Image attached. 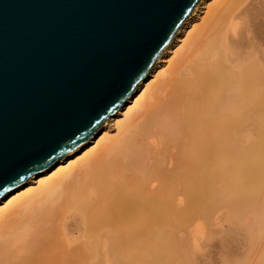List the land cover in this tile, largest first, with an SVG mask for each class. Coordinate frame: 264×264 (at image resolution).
<instances>
[{
    "label": "bare ground",
    "instance_id": "6f19581e",
    "mask_svg": "<svg viewBox=\"0 0 264 264\" xmlns=\"http://www.w3.org/2000/svg\"><path fill=\"white\" fill-rule=\"evenodd\" d=\"M236 2L201 0L87 145L0 200V264H110L145 246H154L155 264H180L178 232L206 222L223 200L263 197L264 141L236 147L255 104L264 110L263 63L239 65L228 43Z\"/></svg>",
    "mask_w": 264,
    "mask_h": 264
},
{
    "label": "water",
    "instance_id": "95a60500",
    "mask_svg": "<svg viewBox=\"0 0 264 264\" xmlns=\"http://www.w3.org/2000/svg\"><path fill=\"white\" fill-rule=\"evenodd\" d=\"M201 0H0V200L94 138Z\"/></svg>",
    "mask_w": 264,
    "mask_h": 264
},
{
    "label": "rangeland",
    "instance_id": "374dc122",
    "mask_svg": "<svg viewBox=\"0 0 264 264\" xmlns=\"http://www.w3.org/2000/svg\"><path fill=\"white\" fill-rule=\"evenodd\" d=\"M244 1L245 0H238V2L234 4L233 20L231 22L233 26L231 25L230 27L231 29L229 28L228 30V39H229L228 43L231 46L232 54L235 55L233 57L235 58V60L238 61L239 65H248V64L252 65V62L254 63V61H258L259 63L262 62L264 66V0H246L245 3ZM204 16H205V13L204 15L202 14L201 17H199V19H201L198 22L199 24L202 22V19ZM232 31L234 33H231ZM254 56L256 58H254ZM239 57L241 59H239ZM260 107L261 106L255 104L254 108H255V111L257 112V115L255 116L253 120L252 129L250 131L244 132V133H247V136L246 134L242 133L240 134V136H237L238 138H236V147L237 149H239L240 152L245 151L244 149L246 150L253 149L256 147V145L258 146L260 141L262 140L264 141V136L262 137V134H264V110H260L261 109ZM242 141L243 143L245 142L246 143L243 145ZM261 196L263 197L262 198H260V196L258 198L252 197L253 201L251 200V197H250L247 202V204H249L250 206H247V204H244L242 206L241 202L237 203V201L234 205H232L227 200H223L224 202L223 204L221 203L222 201L220 202L222 205L218 203V205L216 206V209L211 211L213 212L210 214V217L212 219L209 217V219L206 220V222H204L205 218H202V219L198 218V220L196 219L197 222L194 220L196 224L192 222L193 225L190 224L187 228H185L186 231L182 229L180 232H178L177 240H178V245L180 246L179 247L180 253H182V261L180 264H190V263L191 264H262V263L264 264V258H263L264 256H262L264 254V219H261V218H264V216L261 217V215L264 214L263 213L264 212V208H263L264 207V193ZM255 200L256 202L258 201L257 204L256 202H254ZM250 202L252 203V205ZM226 204L229 206H227ZM256 205L259 208V212H258V208H254ZM220 206L221 207L224 206L225 208L224 207L221 208ZM228 207H229V210H228ZM252 207L254 208V211ZM230 208L232 210H230ZM239 208L242 211L239 210ZM244 208L246 209L248 208V209L245 210ZM261 211L263 214H261ZM236 214H237V217L240 216L243 222L240 221V218L236 217ZM256 214H258L259 217H257L258 215ZM69 216L78 217V215L75 213H72ZM198 222H199V225H198ZM205 223L208 224L207 225L208 227L206 226ZM78 227H79V231L81 232V228L83 227V224L82 223L78 224ZM194 228L195 230L193 231ZM54 229H55L54 226L52 227L50 226L47 229L48 233L54 232L55 231ZM191 229H192V232H191ZM199 229L202 230L200 233H198V231H200ZM196 230L198 231L196 232ZM259 231L261 232V234ZM254 232H255V236H254ZM190 233H192V235ZM49 234L51 235V233ZM182 235L183 236L186 235V236L183 237ZM189 235H191L192 237ZM50 237H47L46 239H44V241H47L48 244H50L52 241V238L50 239ZM192 239L195 240V242ZM53 242L55 243V240H53ZM193 242L196 243V245ZM192 243L194 244V246ZM143 248L145 250L147 249L148 252L146 251V254L145 253L142 254L144 250ZM148 248H149L148 246H145V247H142L141 249H137L138 251H136L135 248L129 251L130 248H128L127 249L128 252L125 251V257L122 260H119V259L113 260V262L111 261L110 264H129V263L130 264L132 263L133 264H139V263L140 264H143V263L144 264H155V258H154L155 248L154 246H151L150 249ZM144 254L146 255V257L143 256Z\"/></svg>",
    "mask_w": 264,
    "mask_h": 264
}]
</instances>
